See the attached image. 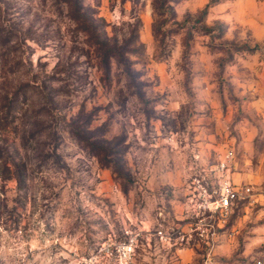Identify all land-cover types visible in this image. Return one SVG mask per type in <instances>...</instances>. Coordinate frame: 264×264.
<instances>
[{
    "label": "rangeland",
    "instance_id": "obj_1",
    "mask_svg": "<svg viewBox=\"0 0 264 264\" xmlns=\"http://www.w3.org/2000/svg\"><path fill=\"white\" fill-rule=\"evenodd\" d=\"M225 151L255 196L214 246L145 233ZM126 229L131 264L264 253V0H0V264H114Z\"/></svg>",
    "mask_w": 264,
    "mask_h": 264
},
{
    "label": "built area",
    "instance_id": "obj_2",
    "mask_svg": "<svg viewBox=\"0 0 264 264\" xmlns=\"http://www.w3.org/2000/svg\"><path fill=\"white\" fill-rule=\"evenodd\" d=\"M231 161V152L225 151L216 155L213 169L214 184H208L197 174L188 179V213L186 221L180 225L164 227L157 223L151 231L152 235L163 245H186L194 237H198L209 249L214 246L216 231L224 227L225 221L241 204L251 202L255 196L250 185L237 186L231 183L227 169ZM161 216V213H158ZM182 225V226H183ZM141 233V232H140ZM137 232L131 229L124 231L122 240L107 245L105 255L114 264H131L138 245ZM250 264H264V253L250 261Z\"/></svg>",
    "mask_w": 264,
    "mask_h": 264
}]
</instances>
